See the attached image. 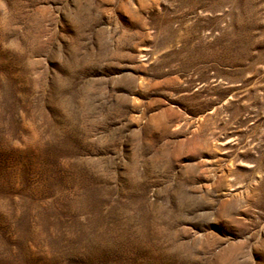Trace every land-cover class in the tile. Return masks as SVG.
<instances>
[{"label":"rangeland","instance_id":"374dc122","mask_svg":"<svg viewBox=\"0 0 264 264\" xmlns=\"http://www.w3.org/2000/svg\"><path fill=\"white\" fill-rule=\"evenodd\" d=\"M0 264H264V0H0Z\"/></svg>","mask_w":264,"mask_h":264}]
</instances>
